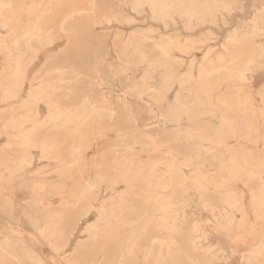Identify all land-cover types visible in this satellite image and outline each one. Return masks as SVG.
Returning <instances> with one entry per match:
<instances>
[{"label": "rangeland", "instance_id": "374dc122", "mask_svg": "<svg viewBox=\"0 0 264 264\" xmlns=\"http://www.w3.org/2000/svg\"><path fill=\"white\" fill-rule=\"evenodd\" d=\"M48 1L0 0L4 3L0 25L6 23L5 27L0 26V43L9 47L12 59L23 66V75L15 82L10 71L5 70L0 55V264H70L73 256L79 264H115L114 240L120 241L131 230L137 237L141 233L134 264H245L241 256H247L257 247L258 236L264 232V226L255 222L249 194L262 182L223 179L229 177L234 153L240 159L243 157L245 166L264 159V0H186L188 6L197 3L200 22L184 28V20L174 14L173 23L166 29L150 19L146 6H142L141 12L134 10L135 0H51L50 4ZM40 9L43 17L38 25L53 39L44 50L35 36L30 38L31 42L22 38L27 27L33 26L29 11ZM257 18L263 21L259 22L263 26L261 32L244 37L243 34L246 36L247 31L255 28ZM251 59L257 63L248 64ZM151 65H156L157 71L149 74ZM244 68L252 71L244 75ZM163 75L172 76L176 81L164 90L165 97L157 105L154 100L161 89ZM183 78L198 80L203 84L201 89H207L205 94H199L200 103L192 102L188 86H178ZM44 79L54 87L47 99L50 106L42 99L30 97L41 94ZM145 80L150 90L147 95L141 94L146 89L141 87ZM224 96L232 98L228 99L231 105L227 101V106H223ZM103 97L114 115H93L87 124L79 127L77 115L86 107L89 111L90 104L100 105ZM175 98L185 103L186 108L181 107L178 124L164 123L163 116L180 108L174 104ZM51 109L66 110L70 114L48 123L45 119ZM35 114V119L26 120ZM223 119L236 120L230 126L233 128L231 140L218 150L212 144V153L206 154L209 144L203 137L214 133ZM177 126L185 133L177 134ZM12 127H20L22 136L19 133L8 138ZM76 141L87 143L81 155L74 154ZM44 142L51 147L52 155L69 160L68 154L72 152L71 161L81 157L84 168L80 173H72L68 180L60 181L56 173L60 164L42 157L40 146ZM7 143H13L18 152L7 153ZM240 145L245 149L234 151ZM247 150L252 154L246 153ZM22 155L30 161L28 165L20 161ZM170 164L178 165V174L185 178L181 185L168 183ZM195 168L198 173L194 172ZM59 183L63 185L60 196L51 190ZM109 183H113L112 190L108 188ZM228 191L242 199L244 217L238 227L230 226L224 217L228 208L221 195ZM105 204L112 205L106 211L110 220L94 238L95 251L87 245L86 229L98 221L97 217L102 215L99 208ZM90 207L94 208L82 217L83 210ZM140 226L142 230H138ZM246 226L249 229L245 230ZM41 227L61 235L46 238L38 230ZM154 236L164 238L168 248L154 243L147 256L149 239ZM4 238L12 245L6 244ZM65 240L66 247L58 251L54 246Z\"/></svg>", "mask_w": 264, "mask_h": 264}, {"label": "bare ground", "instance_id": "6f19581e", "mask_svg": "<svg viewBox=\"0 0 264 264\" xmlns=\"http://www.w3.org/2000/svg\"><path fill=\"white\" fill-rule=\"evenodd\" d=\"M48 1V0H47ZM189 1V0H188ZM32 2V1H31ZM44 2V1H43ZM46 2V1H45ZM50 2H51V0H50ZM50 2L48 1L47 3H49L50 4ZM42 3V2H41ZM43 4V3H42ZM75 4V3H74ZM79 4V3H78ZM189 4H190V2H189ZM197 3H191L190 4V6H188L187 5V3H186V0H135V2L133 3V9L134 10H136L137 12H141L142 11V6H146L147 8H148V11L150 12V14H151V18L150 19H152L153 21H155L156 23L157 22H159V23H161L162 25H163V28L164 29H166L167 27H168V25L171 23H173V15L175 14V15H177V17L178 18H181V19H183L184 20V28H188V26L192 23V22H196L197 23V21L201 18V16H200V13H199V11H198V9H197V5H196ZM223 4V3H222ZM4 5V3H0V11H1V9H2V6ZM21 6V5H20ZM42 6V5H41ZM44 7V6H43ZM40 8V7H39ZM41 10V9H40ZM203 11V10H202ZM208 11V10H207ZM43 10H41V11H35V10H33L32 12H30L29 11V15L33 18V20H34V22H33V26L31 25L30 27H27V29L22 33V38L25 40L26 39V41H27V39H30L31 37H33V36H35L36 38H37V40H39V43L38 44H42V47H43V50L46 48V46L47 45H49L51 42H52V37L49 35V33H44V31L39 27V25H38V22H39V19H41V17H43ZM91 12H93V11H91ZM10 15V14H9ZM142 15H143V13H142ZM1 16V15H0ZM203 16V15H202ZM205 16V15H204ZM254 16V15H253ZM261 16V15H260ZM2 17V16H1ZM70 18V17H69ZM3 19V18H2ZM15 19V18H14ZM94 19V18H93ZM113 19V18H112ZM261 19V18H260ZM69 20V19H68ZM106 20H108V19H106ZM2 21V20H1ZM181 21V20H180ZM201 21H203V17H202V20ZM225 21V20H224ZM262 21V19L261 20H259V18H257L256 19V26H255V28H253V29H251L250 31H247L248 33H246V36H245V34H243L244 35V37H246L247 38V34H253V35H251V36H254V35H256L255 33H257V32H259L260 31V29L263 27H261V26H259L261 23H259V22H261ZM199 22H200V20H199ZM198 22V23H199ZM263 22V21H262ZM46 23V22H45ZM5 22L4 23H2L0 26L1 27H5ZM45 25V24H44ZM62 25V24H61ZM197 27H198V25L197 24H195ZM107 26V25H106ZM193 27V26H192ZM261 27V28H260ZM243 29V28H242ZM248 29V28H247ZM62 31V30H61ZM188 31H189V29H188ZM191 32V31H190ZM243 32V31H242ZM261 32V31H260ZM149 33V32H148ZM147 33V34H148ZM145 34V33H144ZM234 34V33H233ZM259 34V33H258ZM232 36V35H231ZM233 36H235V34L233 35ZM5 37V36H4ZM21 37V36H20ZM207 37V36H206ZM237 37V36H236ZM250 37V36H249ZM34 38V37H33ZM252 38V37H251ZM141 39V38H140ZM229 41H231L232 39L229 37ZM240 39H242V36L240 37ZM244 39V38H243ZM256 39V38H255ZM36 40V39H35ZM36 40V41H37ZM163 40V39H162ZM237 40H238V38H237ZM247 40V39H246ZM34 41V40H33ZM149 41V40H148ZM30 42H31V39H30ZM29 42V43H30ZM17 43V42H16ZM28 43V44H29ZM37 43V42H36ZM164 43V42H163ZM191 43H193V42H191ZM233 43V42H232ZM176 44V43H175ZM163 45V44H162ZM186 45V44H185ZM231 45V44H230ZM191 46V45H190ZM236 46V45H235ZM258 46V45H257ZM18 47V46H17ZM16 47V48H17ZM29 47H30V45H29ZM193 47V46H192ZM41 48V47H40ZM18 49V48H17ZM16 49V50H17ZM28 49V48H27ZM34 49V48H33ZM235 49H236V47H235ZM32 50V49H31ZM161 50V49H160ZM29 51V50H28ZM35 51V50H34ZM135 51V50H134ZM247 51V50H246ZM32 53H33V51H31ZM36 52V51H35ZM35 52H34V54H35ZM225 52V51H224ZM239 52H241V51H239ZM258 52V51H257ZM31 53V54H32ZM135 53V52H134ZM138 53V52H137ZM164 53V52H163ZM247 53V52H246ZM11 51H10V49H9V47L6 45V44H4L3 43V45H1V43H0V55H1V58L3 59V63H4V68H6L5 70H9L10 71V74L11 75H13L14 76V80H15V82H16V80L20 77V76H22L23 75V73H22V67L23 66H21L19 63H17V59L16 60H13L12 59V57H11ZM136 54V53H135ZM181 54V53H180ZM228 54V53H227ZM50 55V54H49ZM255 55V54H254ZM254 55H252V57L254 56ZM11 57V58H10ZM21 57V56H20ZM177 58V57H176ZM254 58V57H253ZM243 59V58H242ZM13 60V61H12ZM142 60V59H141ZM146 60V59H145ZM239 60V59H238ZM261 60V59H260ZM12 61V62H11ZM184 61V60H183ZM232 61V60H231ZM254 61H255V58H254ZM248 62V61H247ZM246 62V63H247ZM260 62V61H259ZM255 63H257V62H254L253 63V60L251 59V60H249V62H248V64H255ZM219 64V63H218ZM260 64H262V63H260ZM1 65V64H0ZM212 65V64H211ZM253 65H251L252 67H253ZM258 65V64H257ZM214 66V65H213ZM247 66V65H246ZM2 67V66H1ZM264 67V66H263ZM159 68V67H158ZM250 68V67H249ZM3 69V68H2ZM165 69V68H164ZM202 69V68H201ZM209 69V68H208ZM245 69V68H244ZM259 69V68H258ZM59 70V69H58ZM190 70V69H189ZM254 70V69H253ZM155 71H157V66L156 65H151L150 66V68H149V74L151 73H154ZM167 71V70H166ZM199 71V70H198ZM203 71H204V69H203ZM242 71V70H241ZM252 71V70H251ZM249 69H245V71H244V75H247L248 73H250L251 72ZM25 72V71H24ZM234 72V71H233ZM199 73V72H198ZM235 73V72H234ZM234 73L232 74V75H234ZM123 74V73H122ZM203 74V73H202ZM201 74V75H202ZM214 74V73H213ZM236 74V73H235ZM60 75V74H59ZM200 75V74H199ZM200 75V76H201ZM206 75H208V74H206ZM217 75V74H216ZM239 75H240V72H239ZM193 76V75H192ZM199 76V77H200ZM228 76V75H227ZM238 75H236L235 77H237ZM242 76V75H241ZM144 77V76H143ZM163 77V81H162V86L160 87L161 89H160V91H158L157 93H156V96H155V102L157 103V105L164 99V97H165V94H164V90L165 89H168V88H170L171 87V85L176 81L175 80V78L174 77H172V76H162ZM198 77V78H199ZM203 77H205V76H203ZM208 77H209V75H208ZM229 77V76H228ZM201 78V77H200ZM211 78V77H210ZM234 78V77H233ZM239 78H240V76H239ZM22 79V78H21ZM42 80H43V78H41ZM47 79V78H46ZM206 79L208 80V78L206 77ZM212 79V78H211ZM227 79V78H226ZM252 79V78H251ZM143 81V80H142ZM209 81V80H208ZM229 81V80H228ZM238 81V80H237ZM141 82V81H140ZM218 82H219V80H218ZM227 82V81H226ZM101 83V82H100ZM221 83V82H220ZM178 86H180V87H184V86H188L189 88L187 89L189 92H191V94L193 95V100H192V102H195V103H200V101L202 100V98L200 99V97H199V94L201 93V92H204V94H205V92H206V90H204V89H201L203 86V84L200 82V81H198V80H195V81H192V79H181V80H179L178 81ZM208 84H209V82H208ZM212 84V83H211ZM218 84V83H217ZM232 84V83H231ZM41 90H40V93L41 94H36V95H33V94H31L30 95V97H31V99H33V100H37V99H42V100H44V103L46 102L47 103V99H48V95L50 94V97H51V94H53V92H54V87H53V85L52 84H50L47 80H45L44 79V81H42V84H41ZM207 87H208V85H206ZM233 86V85H232ZM141 87H143V88H146V80L144 81V83H142V86ZM211 86L209 85V88H210ZM212 87H214V86H212ZM216 87V86H215ZM217 88H218V85H217ZM229 88V87H228ZM232 88V87H231ZM216 89V88H215ZM11 90V89H10ZM144 90V89H143ZM148 90H149V88H146L144 91H141V94H144V95H147L148 93ZM241 90H242V88H241ZM150 91V90H149ZM156 92V91H155ZM230 92V91H229ZM228 92V93H229ZM234 92H235V90H234ZM248 92V91H247ZM264 92V91H263ZM154 93V92H153ZM226 93V92H225ZM237 93V92H236ZM235 93V94H236ZM239 93V92H238ZM110 94V93H109ZM155 94V93H154ZM243 94H244V92H243ZM38 95H40V96H38ZM228 95V94H227ZM250 95V94H249ZM102 96V95H101ZM108 96V95H107ZM143 96V95H142ZM202 96H203V94H202ZM231 96V95H230ZM230 96H224L223 98H222V103H223V106H227V101H229L228 99H229V97ZM49 97V98H50ZM206 97V96H205ZM208 97V96H207ZM206 97V98H207ZM217 97V96H216ZM232 97V96H231ZM230 97V98H231ZM234 97V96H233ZM235 97H236V95H235ZM260 97V96H259ZM139 98H142L141 96H139ZM237 98V97H236ZM151 99V98H150ZM212 99V98H211ZM217 99V98H216ZM232 99V98H231ZM242 99V98H241ZM32 100V101H33ZM46 100V101H45ZM218 100V99H217ZM252 100V99H251ZM84 101L87 103V99H84ZM141 101V100H140ZM212 101V100H211ZM219 101H220V99H219ZM236 101V100H235ZM238 101V100H237ZM243 101V100H242ZM37 102V101H36ZM203 102H204V100H203ZM216 102H218V101H216ZM215 102V103H216ZM231 102V100L229 101V103ZM233 102V101H232ZM32 103V102H31ZM209 103H210V100H209ZM208 103V104H209ZM219 103V102H218ZM217 103V104H218ZM237 103V102H236ZM88 104V103H87ZM161 104V103H160ZM174 104H176V105H178L180 108L179 109H174V111H172L168 116H163V122L164 123H168V122H174V123H176V124H178L179 123V120H180V116H181V107H185V103H182L180 100H179V98H175V101H174ZM205 104V103H204ZM233 104V103H232ZM47 105L48 106H50L48 103H47ZM190 105V104H189ZM193 105V104H192ZM229 105H231V103L229 104ZM234 105V104H233ZM243 105V104H242ZM33 106V105H32ZM87 106V105H86ZM108 105H107V103H106V98L105 97H103V99L101 100V104L100 105H94V104H90L89 105V111L87 110L88 108L86 107L85 109H83V111H82V113H80L79 115H77L76 117L78 118V120L76 121V123L78 124V126L79 127H81V125H84V124H87V122L89 121V120H91V117L93 116V115H97V116H100V117H104V116H113L114 115V112L109 108V107H107ZM124 106V105H123ZM194 106V105H193ZM220 106H222V104L220 103ZM241 106V105H240ZM188 107V106H187ZM189 107H191V106H189ZM197 107V106H196ZM207 107V106H206ZM209 107V106H208ZM207 107V108H208ZM234 107V106H233ZM233 107L231 108L230 107V109H233ZM237 107V106H236ZM239 107V106H238ZM244 107V106H243ZM186 108V107H185ZM185 108H183V109H185ZM225 108V107H224ZM213 109V108H212ZM214 109H215V107H214ZM229 109V110H230ZM252 109V108H251ZM261 109V108H260ZM52 110V109H51ZM153 112V111H152ZM215 112V111H214ZM213 112V113H214ZM209 113H211V111H209ZM229 113V112H228ZM244 113V112H243ZM254 113V112H253ZM252 113V114H253ZM256 113V112H255ZM70 114V112L69 111H66V110H63V111H61V112H59V111H55V110H52V111H48V114H47V118L45 119V120H47V122L48 123H54V122H56L57 120H61V118L62 117H66V116H68ZM156 114V113H155ZM186 114V113H185ZM204 114V113H203ZM226 115H227V113H225ZM246 114V113H245ZM36 115L37 114H35V115H31L30 117H26V120L27 119H29L28 121H31V119H35V117H36ZM221 116V115H220ZM74 118V117H73ZM224 118V117H223ZM235 118V117H234ZM253 117H251V119H252ZM225 119V118H224ZM221 120L222 122L216 127V129L213 131L214 133H212L210 136L208 135V136H205V137H203V140H205V141H207L208 143L207 144H209V146L207 147V148H205V152H206V154L207 153H212V149H211V145L212 144H214V145H216L217 146V150L219 149V147H221L222 145H224L225 144V142L229 139V140H231L230 138L232 137V133H231V128H230V126L232 125V124H236V120L234 121V119H233V121H229V120H231V119H229L228 121L227 120ZM245 119V118H244ZM248 119V118H247ZM246 119V120H247ZM70 120V119H69ZM74 120V119H73ZM259 120V119H258ZM248 121H250V120H248ZM93 122V121H92ZM11 123H13V121L11 122ZM238 123H239V121H238ZM250 123V122H249ZM251 123H252V121H251ZM210 125V124H209ZM238 125H240V124H238ZM238 125H236V126H238ZM246 125V124H245ZM252 125V124H251ZM250 125V126H251ZM11 126V125H10ZM248 126V125H247ZM254 126H255V124H254ZM254 126L253 127H251V128H253L254 129ZM260 126V125H259ZM207 127V126H206ZM240 127H242V126H240ZM53 128H54V126H53ZM209 128V127H208ZM239 128V127H238ZM246 128V127H245ZM250 128V127H249ZM233 129V128H232ZM75 130H77V129H75ZM104 130V129H103ZM202 130V129H201ZM251 130V129H250ZM257 130V129H256ZM12 135L11 136H8V138H11V137H15V136H17V134H19L20 132H21V129H20V127H12ZM10 131V132H11ZM176 131H177V134H179V135H181V134H184L185 132H183L182 130H181V128H180V126H177V128H176ZM234 131V130H233ZM243 131V130H242ZM245 131H246V129H245ZM244 131V132H245ZM193 132V131H192ZM198 132V131H197ZM202 132H203V130H202ZM208 132V131H207ZM207 132H205V134L207 133ZM252 132V131H251ZM259 132V131H258ZM22 133V132H21ZM20 133V134H21ZM73 133V132H72ZM191 132H186V134H190ZM195 133V132H194ZM243 133V132H242ZM253 133H255V134H257L256 133V131H254L253 130ZM252 133V134H253ZM136 134V133H135ZM203 134H204V132H203ZM254 134V135H255ZM246 135V134H245ZM248 135V134H247ZM254 135H252V136H254ZM21 136H22V134H21ZM200 136V135H199ZM250 136H251V134H250ZM79 137V136H78ZM77 137V138H78ZM81 137V136H80ZM79 137V138H80ZM96 137V136H95ZM233 137H235V135H233ZM237 137H239V136H237ZM12 138V139H13ZM23 138V137H22ZM242 138V137H241ZM241 138H240V141H241ZM83 139V138H82ZM120 139V138H119ZM146 139H148V138H146ZM150 139V138H149ZM194 139H197V137L196 138H194ZM236 139H238L239 140V138H236ZM235 139V140H236ZM264 139V138H263ZM23 140V139H22ZM84 140V139H83ZM151 140V139H150ZM152 140H154V139H152ZM242 140H243V138H242ZM254 140H256V138L254 139ZM79 141H81V140H79L78 139V142ZM249 141V140H248ZM14 142V141H13ZM23 142H24V140H23ZM27 142H28V140L25 138V145H27ZM77 142V141H76ZM77 142V143H78ZM204 142V141H203ZM239 142V141H238ZM153 143V142H152ZM13 143H11V144H9V143H7V146H6V152L7 153H9L10 152V150H11V153L14 155V153H16V152H18L14 147H13V145H12ZM133 145H134V143H133ZM247 145V144H246ZM23 146V145H22ZM150 146H152V145H150ZM240 146H242V147H239V149H236V150H234V151H236V152H238L237 150H240V149H245V147H243V145H240ZM128 147V146H127ZM130 147V146H129ZM157 147V146H156ZM160 147V146H159ZM158 147V148H159ZM233 147V146H232ZM251 147V146H250ZM250 147H249V149H250ZM257 147V146H256ZM22 148V147H21ZM25 148H26V146H25ZM87 148V143H78L77 145H75V148H74V151H75V153L74 154H79V153H81L82 151H85V149ZM131 148V147H130ZM155 148V147H154ZM154 148H152V149H154ZM223 148H225V147H223ZM229 148V147H228ZM252 148V147H251ZM23 149V148H22ZM40 149H41V152H42V157L43 158H45V159H47V160H55L57 163H59L60 164V166L56 169V173L58 174V177H59V179H60V181H63V180H68L70 177H71V175H72V173H80L81 172V170L84 168L83 166H84V163H85V161H83L82 159H81V157H77V158H75V160H73V161H71V158H72V152L71 153H69L68 154V156L69 155H71L70 157H69V160H65V156L63 157L64 159H62L61 157H59L58 155H52V150H51V147L48 145V144H46L45 142L40 146ZM204 149V148H203ZM233 149V148H232ZM248 149V148H247ZM20 150V149H19ZM29 150V149H28ZM90 150V149H89ZM128 150V149H127ZM24 151V150H23ZM71 151V150H70ZM161 151V150H160ZM225 151V150H224ZM162 152V151H161ZM164 152V151H163ZM168 152V151H167ZM228 152V151H227ZM11 153H10V157H11ZM22 153V152H21ZM166 153V152H165ZM226 153V152H225ZM244 153V152H243ZM246 153H248V150H247V152ZM249 153H251V152H249ZM248 153V154H249ZM242 154V153H241ZM240 154V155H241ZM245 154V153H244ZM243 154V155H244ZM252 154V153H251ZM250 154V155H251ZM79 155H81V154H79ZM166 155V154H165ZM243 155H241V156H243ZM247 155V154H246ZM250 155H248V156H250ZM26 156V155H25ZM25 156H21L20 157V161L22 160V161H24L23 163H24V165L26 164V165H28L29 163H30V161L28 160V158L27 157H25ZM67 156V157H68ZM115 156V155H114ZM247 156V157H248ZM5 157H7V156H5ZM167 157V156H166ZM264 157V156H263ZM122 158H124V156L122 157ZM243 158V157H242ZM240 159L239 158V156L236 154L235 155V153L233 154V156H232V159H231V163H232V168L230 169V173H229V177H228V179H223V181L224 180H233V181H237V180H240V181H242V180H247V181H259V182H262V185H260V187L258 188V189H256V190H251L250 192H249V194H250V198H251V210H252V212L254 213V216H255V222H257V223H259L260 225L262 224V226H264V178H263V176H264V159H258L257 161H254L253 163H252V165L250 164V165H248V166H245V164H244V161H243V159ZM114 160V159H113ZM217 160V159H216ZM245 160V159H244ZM64 161H66L67 163L65 164V165H63V162ZM133 161V160H132ZM246 161H248V159L246 160ZM153 162V161H152ZM127 163V162H126ZM228 163H229V161H228ZM230 163V164H231ZM117 164V163H116ZM162 164V163H161ZM119 165V164H118ZM140 165V164H139ZM154 166H155V163L153 164ZM159 165V163L157 164V166ZM178 165H180L179 163H178ZM178 165H176V164H170L169 166H170V168H169V170H168V168H167V172L169 173V178H168V183H177V184H179V185H181L182 183H184L185 182V178L183 177V176H181L180 174H178V171H179V167H177ZM21 166H22V162H21ZM128 166V165H127ZM142 166V165H141ZM151 166V165H150ZM153 166V168L155 169V167ZM18 167H19V165H18ZM143 167V166H142ZM141 167V168H142ZM144 167H146L145 165H144ZM181 167H184V166H181ZM17 168V167H16ZM123 168V167H122ZM165 168H166V166H165ZM164 168V169H165ZM113 169V168H112ZM124 169V168H123ZM129 169V168H128ZM193 169V168H192ZM226 169H228V168H226ZM137 170H138V167H137ZM142 170V169H141ZM195 170H196V168H195ZM194 170V172H199L198 170H196L195 171ZM129 171H130V169H129ZM149 171H150V169H149ZM17 172H19V171H17ZM110 172V171H109ZM124 172H127L126 171V169H124ZM131 172V171H130ZM129 172V173H130ZM154 172V171H153ZM160 172V171H159ZM227 172V171H226ZM225 172V173H226ZM135 173V172H134ZM222 173V172H221ZM16 174V173H15ZM76 174H75V176H76ZM192 174H195V173H193L192 172ZM10 175H11V173H10ZM81 175V174H80ZM121 175V174H120ZM120 175H118V176H120ZM164 175H166V174H164ZM197 175V174H196ZM210 175H211V173H210ZM122 176H123V174H122ZM124 176H127V175H124ZM149 176H150V174H149ZM154 176H155V174H154ZM217 176V175H216ZM222 176H223V174H222ZM136 177H137V175H136ZM139 177H141V175L139 176ZM198 177V176H197ZM205 177V179H208L206 176H204ZM208 177H209V174H208ZM9 178H10V176H9ZM127 178V177H126ZM155 178H157V177H155ZM163 179H164V177H162ZM161 178V179H162ZM198 178H200V176L198 177ZM202 178V177H201ZM72 179V178H71ZM120 180L121 179H123L122 177L121 178H119ZM131 179V178H130ZM140 179V178H139ZM153 179V178H152ZM187 180H189L188 178H186ZM211 179V178H210ZM118 180V179H117ZM120 180H118V181H120ZM158 180V179H157ZM190 180H192V179H190ZM196 180V177H195V179H194V181ZM222 180V179H221ZM101 181V180H100ZM156 181V180H155ZM167 181V180H166ZM201 181H202V179H201ZM203 181H205L204 180V178H203ZM189 182V181H188ZM198 182V181H197ZM111 183V182H110ZM110 183H109V187L108 188H110L111 190L113 189L112 188V186H113V183L110 185ZM224 183V182H223ZM87 184V183H86ZM117 184V183H116ZM119 184V183H118ZM153 184V183H152ZM194 184V183H193ZM216 184V183H215ZM140 185V184H139ZM171 184H168L167 186H170ZM197 185H199V182H198V184ZM201 185V184H200ZM205 185H206V183H205ZM213 185V184H212ZM62 184L61 183H59V185H57V186H55V187H53V188H51V190L53 191V193L54 194H56V195H61V189H62ZM66 186V185H65ZM117 186V185H116ZM132 186V185H131ZM158 186H159V184H158ZM207 186H209L208 184H207ZM215 186V185H214ZM220 186V185H219ZM218 186V187H219ZM2 187V186H1ZM148 187V186H147ZM210 187V186H209ZM216 187V186H215ZM89 188V187H88ZM150 188H152V187H150ZM153 188H155V186L153 187ZM162 188V187H161ZM192 188V187H191ZM202 189H203V187H201ZM129 189V188H128ZM198 189H200V187H198ZM205 189V188H204ZM203 189V190H204ZM130 190V189H129ZM187 190V189H186ZM146 191H147V189H146ZM149 191V190H148ZM153 191V190H152ZM162 191V190H161ZM188 191V190H187ZM122 192V191H121ZM165 192V191H164ZM186 192V191H185ZM184 192V193H185ZM124 193V192H123ZM122 193V194H123ZM153 194V193H152ZM158 194V193H157ZM114 195V194H113ZM120 195V194H119ZM118 195V196H119ZM154 195H156V194H154ZM114 196H116V195H114ZM114 196H113V199H114ZM142 196H143V194H142ZM153 196V195H152ZM222 196V201H223V203L227 206V208H228V210H225L224 211V214H225V216L224 217H226L225 219L227 220L228 219V224L230 225V226H232V224H234V226L233 227H238L239 225H240V222H241V220L243 219V217H242V210H243V208H242V205H241V198L239 197V196H237L236 195V193L235 192H233V191H228V192H226V193H224V194H222L221 195ZM122 197V196H121ZM158 197V196H157ZM172 197V196H171ZM137 198V197H136ZM156 198V197H155ZM155 198H153V199H155ZM160 198H161V196H160ZM157 199V198H156ZM159 199V198H158ZM157 199V200H158ZM115 200V199H114ZM146 200V199H145ZM152 200V199H151ZM163 200V199H162ZM184 200V199H183ZM113 201V200H112ZM166 201V200H165ZM2 203H6V201H1ZM110 202V201H109ZM108 202V203H109ZM115 202V201H114ZM118 202V201H117ZM146 202V201H145ZM151 202H153V201H151ZM155 202V201H154ZM163 202V201H162ZM112 203V202H111ZM111 203H109V204H111ZM113 204V203H112ZM153 204V203H152ZM8 205V204H7ZM156 205V204H155ZM161 205V204H160ZM182 205V204H181ZM224 205V206H225ZM112 205H102V206H100V208H99V211H100V213H102V215L99 217V219H98V217H97V220L98 221H96L95 223H93V224H91V225H88L87 226V229H86V232H87V235H89V242L87 243V245H89L88 247L90 248V249H92V250H97L95 247H94V245H95V241H94V238L98 235V234H100V232H101V229H102V226L103 225H106V224H108L109 223V218H108V215H107V213H106V211H108L109 209H110V207H111ZM119 206V205H118ZM159 206V205H158ZM170 206H172V205H170ZM177 207V206H176ZM92 208H94V207H90V209L88 208V210H87V208H85L84 210H83V214H82V217H84L86 214H88L89 213V211L92 209ZM154 208V207H153ZM162 208H165V207H162ZM166 208H169V207H166ZM165 208V209H166ZM224 208V207H223ZM8 209V208H7ZM208 209V208H207ZM154 210V209H153ZM155 210H156V208H155ZM161 211L160 212H162V209H160ZM157 211V210H156ZM182 211V210H181ZM208 211V210H207ZM210 211V210H209ZM228 211H230V212H228ZM157 212H159V211H157ZM159 212V213H160ZM165 211L163 210V213H164ZM251 212V211H250ZM156 213V212H155ZM181 213V212H180ZM230 213L233 215V216H231L230 215ZM112 214V213H111ZM169 214V213H168ZM166 215V214H165ZM172 215V214H171ZM169 216V215H168ZM212 216V215H211ZM177 218H178V216H176ZM245 217H246V215H245ZM144 218V217H143ZM161 218V217H160ZM159 218V219H160ZM252 218V217H251ZM158 219V220H159ZM169 219V218H168ZM175 219V218H174ZM173 219V220H174ZM246 219V218H245ZM79 220V219H78ZM112 220V219H111ZM156 220V219H155ZM158 220H157V222H158ZM165 220V219H164ZM167 220V219H166ZM176 220V219H175ZM175 220H174V222H175ZM215 220H216V218H215ZM160 221V220H159ZM168 221H172V220H167V222ZM251 221H252V219H251ZM248 222V221H247ZM246 220H245V225H247L246 223ZM156 223V222H155ZM256 223V224H257ZM157 224V223H156ZM161 224V223H160ZM167 224V223H166ZM250 224V223H249ZM142 225V224H141ZM144 225H146V224H144ZM159 225V224H158ZM157 225V226H158ZM164 225V224H163ZM163 225H162V227H163ZM253 225V224H252ZM134 226V225H133ZM161 226V225H160ZM168 226V225H167ZM166 226V227H167ZM249 226H251V225H249ZM56 227V226H55ZM195 227V226H194ZM244 227V226H243ZM243 227H241V228H243ZM255 226H253V229L255 230V228H254ZM140 228L141 229H139L138 228V230H142V226H140ZM161 228V227H160ZM220 228V227H219ZM225 228V227H224ZM247 226H246V229L245 230H247ZM163 229V228H162ZM197 229V228H196ZM239 229V228H238ZM238 229L236 230L237 232H238ZM249 229V228H248ZM39 230V232H40V234H42V235H45L46 236V238H50V239H52L55 235H61V233L59 232V233H55V232H46V228H44V227H41L40 229H38ZM55 230V229H54ZM107 230V229H106ZM112 230V229H111ZM114 230V229H113ZM143 230H144V228H143ZM164 230V229H163ZM194 230V229H193ZM241 230V229H240ZM244 230V231H245ZM251 230H252V226H251ZM85 231V230H84ZM171 231V230H170ZM169 231V232H170ZM195 231V230H194ZM232 232H233V230H231ZM235 231V230H234ZM38 232V233H39ZM175 232H178V231H176V228H175ZM246 232V231H245ZM113 234V233H112ZM140 235L139 236H141V233H139ZM142 234H145V232L144 233H142ZM237 235H239V232L237 233ZM138 236V237H139ZM143 236V235H142ZM58 237V236H57ZM119 237V236H118ZM138 237L135 235V233H134V230H131L129 233H127L120 241H116V240H114V255H113V259H114V263L115 264H134V259H135V252H136V250H137V246H138V242H139V239H138ZM259 241H258V245H257V247L256 248H253V249H251V251H250V253L247 255V256H245V255H242L241 256V258H242V260L244 261V263L245 264H264V232L263 233H260L259 234ZM4 240V242L6 243V244H8V245H12L11 244V241L8 239V238H4L3 239ZM47 240V239H46ZM244 240V239H243ZM66 241L67 240H65V242L63 243V244H60V245H56V246H54L56 249H58V251H59V249H63V248H65L66 247ZM198 240L196 239V242H197ZM254 243H255V241H253ZM154 243H161V244H164V245H166V247L168 248V245H167V242H166V240L164 239V238H160L159 236H154V237H152V238H150L149 239V244H148V247H147V256H149V254H150V249H151V247L150 246H153V244ZM79 246H81V245H79ZM174 246V245H173ZM172 246V247H173ZM194 247V246H193ZM153 248V247H152ZM54 249V248H53ZM163 249V248H162ZM162 249L160 250V255H161V251H162ZM91 250V251H92ZM248 250V249H247ZM84 251V250H83ZM86 251V250H85ZM168 251V250H167ZM77 252V251H76ZM146 253V252H145ZM76 255V254H75ZM159 255V254H158ZM15 258H17L16 256H14ZM161 257H162V255H161ZM62 258V257H61ZM142 258V257H141ZM143 258H145V257H143ZM158 258L159 259H161L162 260V258H160V256H158ZM146 259H147V257H146ZM157 259V258H156ZM159 259L157 260V261H159ZM216 259V258H215ZM145 261V260H144ZM156 262V261H155ZM42 263V262H41ZM146 263V262H145ZM157 263V262H156ZM70 264H79L78 263V260L73 256L72 257V259H71V261H70ZM147 264V263H146ZM155 264V263H154ZM162 264V263H161Z\"/></svg>", "mask_w": 264, "mask_h": 264}, {"label": "crops", "instance_id": "0c3cea01", "mask_svg": "<svg viewBox=\"0 0 264 264\" xmlns=\"http://www.w3.org/2000/svg\"><path fill=\"white\" fill-rule=\"evenodd\" d=\"M6 148V147H5Z\"/></svg>", "mask_w": 264, "mask_h": 264}]
</instances>
